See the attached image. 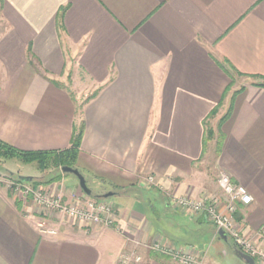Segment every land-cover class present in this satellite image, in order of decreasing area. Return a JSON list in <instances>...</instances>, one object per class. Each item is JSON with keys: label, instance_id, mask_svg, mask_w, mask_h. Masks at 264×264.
<instances>
[{"label": "crops", "instance_id": "obj_1", "mask_svg": "<svg viewBox=\"0 0 264 264\" xmlns=\"http://www.w3.org/2000/svg\"><path fill=\"white\" fill-rule=\"evenodd\" d=\"M259 83L264 0H0V141L56 153L82 128L76 168L104 189L95 197L117 196L103 198L112 227L67 220L49 235L41 224L53 219L0 177V264H121L133 251L135 264H178L146 249L159 238L198 264L230 253L244 264L207 215L174 198L219 201L225 171L253 198L237 204L242 233L264 225ZM80 85L95 95L81 104Z\"/></svg>", "mask_w": 264, "mask_h": 264}, {"label": "built area", "instance_id": "obj_2", "mask_svg": "<svg viewBox=\"0 0 264 264\" xmlns=\"http://www.w3.org/2000/svg\"><path fill=\"white\" fill-rule=\"evenodd\" d=\"M150 177V181H152ZM218 184L222 190V197L218 201L207 202L205 199L194 200L189 198H174V202L190 213L207 215L218 231H224L226 235L242 252L253 257L258 264H264V245L258 240L264 241V225L256 232L255 236L249 237L242 233L241 226L235 221L234 214L237 204L249 205L253 198L247 188L232 180L225 171L218 174ZM16 193H24L37 207L46 211L56 212L62 218L77 219L87 225H102L112 227L116 216L113 205L109 202L81 201L77 198V204L66 203L61 197L48 193V190H41L39 187H31L21 182L10 183ZM41 231L49 235H57L56 228H51L47 224H41ZM159 238L153 241L150 248L155 252L169 255L178 264H198L195 258L186 254L173 251L169 246L164 245ZM141 261V255L133 251L125 253L120 258L121 264H135Z\"/></svg>", "mask_w": 264, "mask_h": 264}, {"label": "rangeland", "instance_id": "obj_3", "mask_svg": "<svg viewBox=\"0 0 264 264\" xmlns=\"http://www.w3.org/2000/svg\"><path fill=\"white\" fill-rule=\"evenodd\" d=\"M236 77L238 79L244 78L243 76L238 75V74H236ZM78 88H79V91H76V89H75V91L79 92V94L81 96L82 95L84 96V94L85 95L87 94V98H84L85 96L83 98H81L80 104L85 102L88 98L93 96V94H91V92H89V91L87 93H84V91H83L85 88L84 85H80V86H78ZM19 176H31V177H33V180H32L33 182L26 184V185L32 187L31 184L33 183L36 185V187L38 186L41 190L42 189L48 190V193H51V194H54L55 196L61 197L66 203H69V204H74V205L77 204V201H75L77 198H80L81 201L94 200V201H99V202H109L103 198L95 197L96 196L95 194L102 193L104 191V189L101 187H97L98 183L97 182L94 183L93 179L87 180L89 187L92 190V194L87 195L80 188L79 179L76 176H74L73 174L63 172V165L62 164L53 163L49 169L42 170L41 168H39V166L35 162L34 163H27V162H24L19 157H14V158L8 159L4 155L0 156V177L3 179V181H5L7 186L9 187L10 183H17L19 181L18 180ZM66 177H69V179H72L73 181H75V183L77 185H79V188L81 189V193L80 192L74 193V188H73V191H71V189H70L71 187L69 188V183H67L65 181ZM9 188L13 190V187H9ZM116 199H117V196H112V197L108 198V200H110V201H115ZM43 211L46 212V214L49 215L51 217V219H53V221L55 222L54 225H55L56 229L57 228L60 229L59 228L60 226L66 225L67 223L65 221H67V220H72L73 222H76V221L78 222V223H70L72 225H76V226H77V224L78 225H80V224L81 225H87V223H83V222L81 223V221H79L77 219H70L68 217L62 218L61 216L57 215L56 212L46 211L44 209H43ZM115 216H116V213H115ZM161 241L164 245H167V246L171 245L165 238H162ZM151 243H152V240L147 242L146 249L148 251H152L155 253V251L150 248ZM219 263L220 264H243L241 262V260H238V258L236 256H234L233 253H230L227 258L226 257L225 258L222 257L221 259L219 258Z\"/></svg>", "mask_w": 264, "mask_h": 264}, {"label": "trees", "instance_id": "obj_4", "mask_svg": "<svg viewBox=\"0 0 264 264\" xmlns=\"http://www.w3.org/2000/svg\"><path fill=\"white\" fill-rule=\"evenodd\" d=\"M238 75L243 76L241 73H235ZM235 79V76L232 75V81ZM259 85L264 86V83H259ZM95 96V95H93ZM219 110V106L216 107L210 117L217 113ZM229 113L223 118H227ZM212 131L208 130L206 135V141L211 138ZM83 135V129H77L74 132V137L72 141V145L69 149L61 151V152H20L17 151L14 147H11L7 144H4L0 141V156L4 155L6 158L11 159L14 157L21 158L24 162L27 163H37L39 168L42 170H47L51 167L53 163L62 164L64 166H70L76 168L77 156H78V149L80 146V142ZM220 146V145H219ZM20 182L22 180H19Z\"/></svg>", "mask_w": 264, "mask_h": 264}, {"label": "water", "instance_id": "obj_5", "mask_svg": "<svg viewBox=\"0 0 264 264\" xmlns=\"http://www.w3.org/2000/svg\"><path fill=\"white\" fill-rule=\"evenodd\" d=\"M63 172L65 173H69V174H73L74 176H76L79 179V184L81 189L87 194V195H91L92 194V190L89 187L88 181L86 179V177L83 175V173L78 169V168H74V167H70V166H65L63 167ZM19 179L25 182H30L33 180V177L31 176H19ZM114 193L113 192H109L103 195V198H109L111 196H113ZM220 235L227 240V236L224 233V231H220ZM236 253L237 255L246 263V264H256V260L251 257L250 255L242 252L239 249H236Z\"/></svg>", "mask_w": 264, "mask_h": 264}]
</instances>
